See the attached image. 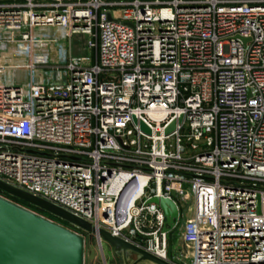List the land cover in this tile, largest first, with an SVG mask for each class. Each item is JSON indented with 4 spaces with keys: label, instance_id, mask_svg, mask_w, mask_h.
<instances>
[{
    "label": "built area",
    "instance_id": "obj_1",
    "mask_svg": "<svg viewBox=\"0 0 264 264\" xmlns=\"http://www.w3.org/2000/svg\"><path fill=\"white\" fill-rule=\"evenodd\" d=\"M0 181L88 222L0 194L81 235L88 264H109L101 230L264 264V0H0Z\"/></svg>",
    "mask_w": 264,
    "mask_h": 264
},
{
    "label": "water",
    "instance_id": "obj_2",
    "mask_svg": "<svg viewBox=\"0 0 264 264\" xmlns=\"http://www.w3.org/2000/svg\"><path fill=\"white\" fill-rule=\"evenodd\" d=\"M182 120L183 117L179 122ZM134 122L137 123L136 118ZM139 123L144 132L151 134V129L143 121ZM176 124V121L172 122L165 130V134L174 132ZM0 190L48 211L70 224L94 232L88 222L41 198L2 181ZM149 203L157 204L163 210L168 225L167 231L170 232L177 227L179 210L173 200L153 197ZM99 235L112 247L115 258L122 261L119 264H174L107 231L101 230ZM94 258L95 251L92 249L89 260ZM0 264H85L84 238L0 196Z\"/></svg>",
    "mask_w": 264,
    "mask_h": 264
},
{
    "label": "rangeland",
    "instance_id": "obj_3",
    "mask_svg": "<svg viewBox=\"0 0 264 264\" xmlns=\"http://www.w3.org/2000/svg\"><path fill=\"white\" fill-rule=\"evenodd\" d=\"M79 44L80 43H76L77 46H79ZM78 53H84L85 54V53H88V51H86V52H84V51L80 52L79 51ZM0 194L2 196H6V193L4 191H1V190H0ZM10 196L15 201H17L18 203H20V204H22V205H24L30 209H33V210L43 214L44 216L53 219L56 222L64 223L68 227H70L69 226L70 223L65 221L64 219H62V218H60V217H58V216H56V215H54L48 211H45V210H43V209H41V208L31 204V203H28L24 200L16 198L12 195H10ZM70 228H72V227H70ZM87 234H88V232H87ZM180 234H181V231L176 230L175 232H173V235H169L168 257H169L170 261L173 262L174 264H190V262L187 260H184L179 253V250L183 251V249H184V244L180 238ZM87 243H88V245L90 244L89 240H87ZM104 248H105V253H106L107 259L109 261V264H119L120 262L122 263L121 260L119 261L115 258L114 251H113L112 247L106 241L104 242ZM86 249H87V247H86ZM85 264H88L87 254H86Z\"/></svg>",
    "mask_w": 264,
    "mask_h": 264
},
{
    "label": "trees",
    "instance_id": "obj_4",
    "mask_svg": "<svg viewBox=\"0 0 264 264\" xmlns=\"http://www.w3.org/2000/svg\"><path fill=\"white\" fill-rule=\"evenodd\" d=\"M11 199H13L12 197H11ZM14 200V199H13ZM15 201V200H14Z\"/></svg>",
    "mask_w": 264,
    "mask_h": 264
}]
</instances>
